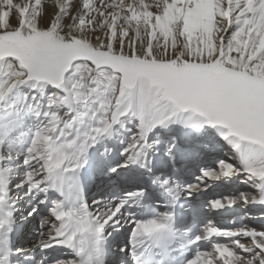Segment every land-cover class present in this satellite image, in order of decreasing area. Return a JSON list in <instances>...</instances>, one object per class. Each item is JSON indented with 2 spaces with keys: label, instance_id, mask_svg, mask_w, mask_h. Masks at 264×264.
Returning a JSON list of instances; mask_svg holds the SVG:
<instances>
[{
  "label": "snow or ice",
  "instance_id": "6c2138e0",
  "mask_svg": "<svg viewBox=\"0 0 264 264\" xmlns=\"http://www.w3.org/2000/svg\"><path fill=\"white\" fill-rule=\"evenodd\" d=\"M0 264H264V0H0Z\"/></svg>",
  "mask_w": 264,
  "mask_h": 264
},
{
  "label": "bare ground",
  "instance_id": "6f19581e",
  "mask_svg": "<svg viewBox=\"0 0 264 264\" xmlns=\"http://www.w3.org/2000/svg\"><path fill=\"white\" fill-rule=\"evenodd\" d=\"M209 195H211V193Z\"/></svg>",
  "mask_w": 264,
  "mask_h": 264
}]
</instances>
